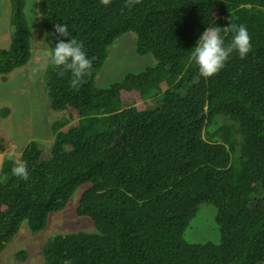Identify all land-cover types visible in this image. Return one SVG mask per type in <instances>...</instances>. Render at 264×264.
Masks as SVG:
<instances>
[{
	"label": "trees",
	"instance_id": "16d2710c",
	"mask_svg": "<svg viewBox=\"0 0 264 264\" xmlns=\"http://www.w3.org/2000/svg\"><path fill=\"white\" fill-rule=\"evenodd\" d=\"M10 2L3 77L33 56L27 0ZM37 4L49 50L69 39L55 33L66 25L95 59L79 91L70 88V72L58 76L47 63L51 108L78 117L52 121L50 155L34 140L23 148L17 157L29 179L12 174L8 153L2 158L0 261L24 223L36 234L81 189L76 212L92 225L47 239L44 264H264V0ZM232 24L247 28L251 51L244 59L233 52L217 74L202 77L189 63L200 35ZM131 31L137 54H151L156 65L98 87L110 46ZM222 35L230 43L233 33ZM203 203L217 208L218 241L185 238Z\"/></svg>",
	"mask_w": 264,
	"mask_h": 264
},
{
	"label": "rangeland",
	"instance_id": "374dc122",
	"mask_svg": "<svg viewBox=\"0 0 264 264\" xmlns=\"http://www.w3.org/2000/svg\"><path fill=\"white\" fill-rule=\"evenodd\" d=\"M11 2L0 0V48H7L10 43ZM25 15L31 25L32 52L30 61L3 77L0 74V151L15 152L18 156L31 140L44 149V155H50L49 146L54 138L52 121L69 117L71 123L77 121L78 112L74 109L53 110L44 89V69L47 59L44 55L49 50L41 25L37 0H27ZM137 35L128 32L119 37L109 48L108 58L96 77V85L108 88L121 81L128 73H139L147 67L156 65L151 55H139L136 52ZM49 64V63H48ZM159 92V91H158ZM159 102L157 96L154 97ZM128 100H131L128 99ZM153 100V99H151ZM154 101V102H155ZM148 104L149 100H148ZM8 108L4 115L1 111ZM217 128L214 125L211 130ZM1 158V161H2ZM82 190L73 195L66 208L51 215L45 228L32 234L24 223L18 234L6 245L1 254L0 264H44L43 246L47 239L56 234H66L90 228L92 221L88 217L78 216L76 205ZM217 208L213 204L203 203L185 232V238L191 242L218 241L220 234L216 223ZM26 251L27 257L17 255Z\"/></svg>",
	"mask_w": 264,
	"mask_h": 264
},
{
	"label": "clouds",
	"instance_id": "9594fccd",
	"mask_svg": "<svg viewBox=\"0 0 264 264\" xmlns=\"http://www.w3.org/2000/svg\"><path fill=\"white\" fill-rule=\"evenodd\" d=\"M101 4L107 6L111 0H100ZM141 0H126L125 7L131 9ZM55 33L61 37L69 38L57 40L51 50H46L44 55L47 62L54 68L60 69L58 76H64L65 73H71L70 88L79 91L83 83V77L90 74L93 58H88L83 51L82 43L71 37L66 25L56 24ZM223 32L233 33L230 43L225 45ZM251 51V38L247 28L244 25L232 24L228 27L210 26L200 35L196 47L193 48L189 63L195 62L199 68V73L204 78H209L217 74L228 60L229 56L236 52L241 59H244ZM54 138V137H53ZM49 146V151H50ZM8 158L12 160V174L24 181L29 179L27 164L18 158L15 152H9ZM47 241V240H46ZM46 242L44 243L45 246ZM43 246V252H44Z\"/></svg>",
	"mask_w": 264,
	"mask_h": 264
},
{
	"label": "built area",
	"instance_id": "2783aa9c",
	"mask_svg": "<svg viewBox=\"0 0 264 264\" xmlns=\"http://www.w3.org/2000/svg\"><path fill=\"white\" fill-rule=\"evenodd\" d=\"M1 158H2V155H1V151H0V166H1V162H2Z\"/></svg>",
	"mask_w": 264,
	"mask_h": 264
}]
</instances>
